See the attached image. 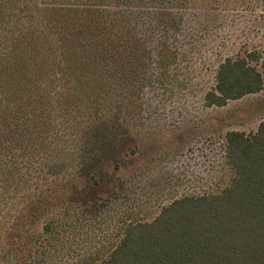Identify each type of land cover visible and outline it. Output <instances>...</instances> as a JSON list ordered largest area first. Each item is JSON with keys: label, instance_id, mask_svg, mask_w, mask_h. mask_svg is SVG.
<instances>
[{"label": "rangeland", "instance_id": "obj_1", "mask_svg": "<svg viewBox=\"0 0 264 264\" xmlns=\"http://www.w3.org/2000/svg\"><path fill=\"white\" fill-rule=\"evenodd\" d=\"M71 1L0 0V191L9 195L3 208L0 193V217L16 210V189L28 200L53 182L40 166L68 148L58 195L84 193L42 264H98L128 224L221 191L232 175L227 133L252 134L264 122V89L224 106L205 100L226 58L256 52L263 68L264 0H121L91 47L94 30L78 38L59 25ZM60 40L76 58L41 88L43 46ZM70 84L73 94L59 91ZM13 219L0 224V264H14Z\"/></svg>", "mask_w": 264, "mask_h": 264}, {"label": "trees", "instance_id": "obj_2", "mask_svg": "<svg viewBox=\"0 0 264 264\" xmlns=\"http://www.w3.org/2000/svg\"><path fill=\"white\" fill-rule=\"evenodd\" d=\"M120 1L72 0L71 4L62 5L61 10V16L70 15V19L65 24L62 20L59 25L61 29L64 25L66 29L72 28L68 33L75 32L78 38L80 33L94 30L96 36L87 38L86 45H98L101 32L112 24V19L107 18L114 17L113 11L119 8ZM61 40L43 46L41 58L46 67L43 79L37 81L41 88L55 82L56 71L65 76L76 58L73 49L60 45ZM62 47L65 52H60ZM63 61L69 66L61 64ZM258 61L256 52L226 58L220 64L215 87L205 96L206 104L224 106L229 100L262 91L264 66L260 68L253 63ZM71 89L76 91L71 84L67 90L59 91L73 94ZM70 150L64 151L65 155L58 160L46 159L40 166V175L54 174L52 183L46 188L41 184V190L36 186L31 190L35 197L28 200L22 199L20 188L16 189L13 205H17L16 210L9 208L0 217V224L14 218L7 236V252L14 264H42L57 228L79 211L73 202L81 200L84 193L80 196L72 193L64 198L57 190L63 178L56 173L68 166ZM226 159L232 175L221 191L184 196L164 207L153 220L128 224L119 244L98 264H264V122L252 134L228 132ZM98 183L96 176V182L91 185L95 184L97 190ZM19 185L21 181L15 186ZM0 193L3 195L1 207L5 208L9 195L5 191ZM81 208L87 210L85 204Z\"/></svg>", "mask_w": 264, "mask_h": 264}]
</instances>
